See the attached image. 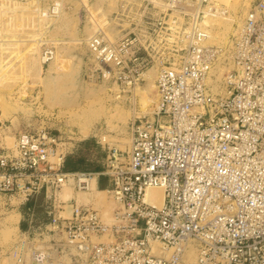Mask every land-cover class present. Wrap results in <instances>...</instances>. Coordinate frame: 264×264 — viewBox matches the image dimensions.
<instances>
[{"label": "built area", "instance_id": "1", "mask_svg": "<svg viewBox=\"0 0 264 264\" xmlns=\"http://www.w3.org/2000/svg\"><path fill=\"white\" fill-rule=\"evenodd\" d=\"M116 3L110 19L121 37L110 40L95 19L86 41L98 64L93 80H114L118 97H133L146 66L139 49L162 47L148 38L182 50L179 62L159 66L153 119L133 120L128 149L102 138V171H66L59 134L20 131L14 147L0 145V193L27 201L43 191L47 226L64 233L71 264H264V0H254L243 18L220 92L211 78L224 51L205 43L209 31L201 20L222 10L210 0ZM62 8L53 0L44 16ZM53 56L51 47L42 53L44 63ZM101 175L116 205L111 220L75 200L66 213L69 199L58 191L66 185L92 191ZM154 186L163 187L160 205L146 198ZM106 234L111 238L96 240ZM64 243L54 249L63 251ZM26 249L27 240H20L13 254L22 259ZM31 256L42 263L50 253L34 249Z\"/></svg>", "mask_w": 264, "mask_h": 264}, {"label": "rangeland", "instance_id": "2", "mask_svg": "<svg viewBox=\"0 0 264 264\" xmlns=\"http://www.w3.org/2000/svg\"><path fill=\"white\" fill-rule=\"evenodd\" d=\"M52 1L0 0V145L14 147L20 131L46 128L60 135L59 151L66 154L85 138L98 140L102 148V138H105L122 149H128L133 120L144 115V120L153 119L152 111L157 100L156 78L161 62H179L181 48H170L165 39L148 38L147 43L152 39V44L158 42L162 47L139 49V55L146 60L143 80L137 86L135 96L122 92L118 97L119 87L114 80H93L91 77L98 64L86 42L96 31L95 19L104 25L110 40L121 37L117 24L110 19L117 0H57L63 4L61 12L54 17H45L42 10ZM210 1L223 11L220 16H214L221 22L220 26L205 24V17L201 20L202 26L211 33L205 43L217 45L224 51L214 65L217 68L215 78L220 86L223 74L231 67L234 38L254 0ZM50 47L54 56L44 63L42 53ZM141 91L149 92L151 102L143 109L137 104L136 112L133 110L132 113L134 99L139 101ZM4 113L6 117H3ZM116 116H122L123 120ZM93 161L97 163L98 159ZM87 162L85 164L90 160ZM74 191L73 186L66 185L59 196L68 200ZM89 192L95 196L92 205L111 220V211L116 205L110 193ZM89 192L79 191V202H88ZM36 201L30 203L17 194L0 193V264L71 262L64 233L49 225L38 228V223L34 222V215L43 217L42 211L34 210ZM110 238L106 234L96 240ZM23 239L27 240L28 249L23 258L18 259L13 248ZM63 243V251L54 249ZM34 249L48 251L49 260L44 263L33 260L31 253Z\"/></svg>", "mask_w": 264, "mask_h": 264}, {"label": "crops", "instance_id": "3", "mask_svg": "<svg viewBox=\"0 0 264 264\" xmlns=\"http://www.w3.org/2000/svg\"><path fill=\"white\" fill-rule=\"evenodd\" d=\"M106 151L102 148L98 140L91 139V138H85L80 140L75 144V146L66 154L64 164L66 165L64 167V170L66 171H76V170H91V171H102L103 170V163L105 160ZM94 158L98 159V162H94ZM87 160H90L89 164ZM90 164H94V166H89ZM99 190L102 191L107 188L108 181L107 176L101 175L99 182ZM72 198L69 199L68 202L63 204L65 207L64 211L66 213L71 211V207L73 205V201L75 200L78 203H84L79 202V199L81 198V194H78L79 191L74 189ZM89 192V191H88ZM44 193V192H43ZM60 194V190L58 191V195ZM88 196V202L93 204L94 201V194L92 192H89L87 194ZM60 197V196H59ZM36 198V196L34 197ZM44 203H45V194H44ZM112 208V207H109ZM50 222V216L48 215V220L38 223V228H41V226H47ZM71 264V262L69 263Z\"/></svg>", "mask_w": 264, "mask_h": 264}, {"label": "bare ground", "instance_id": "4", "mask_svg": "<svg viewBox=\"0 0 264 264\" xmlns=\"http://www.w3.org/2000/svg\"><path fill=\"white\" fill-rule=\"evenodd\" d=\"M223 1V0H222ZM225 1H228V0H224V2ZM42 13L44 14V13H46V10L44 11V10H42ZM222 15V14H221ZM217 17V15L216 14H206L205 15V18H204V20H203V22L205 23V24H208V25H219V23H221V22H219L215 17ZM219 16H220V14H219ZM224 17V16H223ZM224 19V18H223ZM240 23H241V21L239 20L238 21V25H240ZM40 26V25H39ZM220 26V25H219ZM19 27V26H18ZM41 27V26H40ZM43 30V29H42ZM39 32H41V31H39ZM28 36V35H27ZM35 36H37L36 34H35ZM209 37H211V33L209 32ZM208 37V38H209ZM34 39V38H33ZM50 40V39H49ZM36 41V40H35ZM34 41V42H35ZM42 57V56H41ZM42 61H43V59H42ZM44 62V61H43ZM216 70H217V68H216V66H214V68L212 69V74H214V77L213 78H211V81H212V83H213V87H214V90L217 92V91H219V84H218V80H217V78H215V73H216ZM138 90V87H136V88H134V96H135V94H136V91ZM139 93V92H138ZM135 98V97H134ZM151 98H150V96H149V92L148 91H141V95H140V99H139V101H137V99H134L135 101H134V109H131V111H132V113H133V110H134V113L136 112V110H135V108L137 107V104L143 109L144 107H146L147 105H149L150 104V102H151V100H150ZM7 107V106H6ZM8 108V107H7ZM122 108V107H121ZM5 109V108H4ZM7 110H9V109H7ZM5 111H6V109H5ZM122 113V112H121ZM6 113H4L3 115H5ZM114 115V114H113ZM109 116H111V115H109ZM115 116V115H114ZM3 117H6V115L5 116H3ZM122 117V116H121ZM120 116H116V118H121ZM122 119V118H121ZM123 120V119H122ZM85 132V131H84ZM84 132H83V134H84ZM70 191V190H69ZM93 191H99V192H106L105 190H102V191H100L99 190V188H95ZM83 198H85V197H83ZM146 198L147 199H149V200H152L153 201V203L154 204H156V205H160L161 203H162V201H163V187H160V186H154V187H150V188H148L147 189V192H146ZM156 252H158V253H161L162 251L160 250V248L159 247H157L156 246ZM195 256H196V254H195V251H194V249L193 248H191V249H189L188 250V252H187V257H188V261L190 262V263H193L194 261H195ZM45 262V261H44ZM44 262H42V263H44Z\"/></svg>", "mask_w": 264, "mask_h": 264}, {"label": "trees", "instance_id": "5", "mask_svg": "<svg viewBox=\"0 0 264 264\" xmlns=\"http://www.w3.org/2000/svg\"><path fill=\"white\" fill-rule=\"evenodd\" d=\"M66 157V156H65ZM65 161V160H64ZM66 165L64 164V167ZM35 196L31 197L29 200H27L28 202L32 203L34 200L36 201V206L34 208L35 212H38V211H42L43 213V217L42 218H37L36 215H34V217L36 219H34V222L36 223H40V222H43V221H46L48 220V214H47V211H46V206H45V203H44V193L43 191L40 192L36 198H34Z\"/></svg>", "mask_w": 264, "mask_h": 264}]
</instances>
